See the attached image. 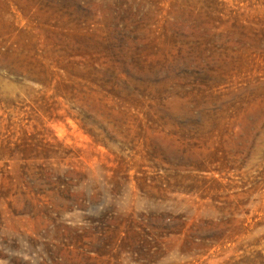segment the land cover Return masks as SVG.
<instances>
[{
    "label": "rangeland",
    "instance_id": "1",
    "mask_svg": "<svg viewBox=\"0 0 264 264\" xmlns=\"http://www.w3.org/2000/svg\"><path fill=\"white\" fill-rule=\"evenodd\" d=\"M0 264H264V0H0Z\"/></svg>",
    "mask_w": 264,
    "mask_h": 264
}]
</instances>
